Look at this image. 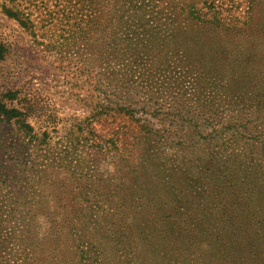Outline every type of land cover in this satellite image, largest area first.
Here are the masks:
<instances>
[{
  "label": "rangeland",
  "instance_id": "374dc122",
  "mask_svg": "<svg viewBox=\"0 0 264 264\" xmlns=\"http://www.w3.org/2000/svg\"><path fill=\"white\" fill-rule=\"evenodd\" d=\"M32 2L0 7V264H264V0Z\"/></svg>",
  "mask_w": 264,
  "mask_h": 264
},
{
  "label": "trees",
  "instance_id": "16d2710c",
  "mask_svg": "<svg viewBox=\"0 0 264 264\" xmlns=\"http://www.w3.org/2000/svg\"><path fill=\"white\" fill-rule=\"evenodd\" d=\"M32 1L33 0H5V1H2L0 3V7H1V9L5 15H7L8 17L19 22V24L22 27L32 28V27L36 26L35 25V19L32 17V13H29L28 11H25L22 8V4L24 2L29 3V5H32L33 4ZM85 2H87V0H85ZM143 2H145V0H142V1L121 0V5L125 6V7L131 6V8H134V7L142 6ZM87 3L89 4L88 5V10H89L88 16H90L94 12L95 0H88ZM203 3L208 4L209 0H203ZM179 5L181 7V11H184L186 9L185 11L188 12V17L191 18L192 20H197L200 22L204 21V17L201 15V13H200L199 9H197L196 5H194V6L191 5L189 7H185L181 1L179 2ZM118 6H119V0H118ZM170 8H171V5H170ZM171 10H172V8H171ZM173 10H174V8H173ZM178 24L179 23H177L175 26H171L168 23H165V26L157 24L158 27H156V28L161 29L163 37H167V36L171 37L172 34L174 33L175 29L177 28ZM124 34H129V33H124ZM0 114L4 115L8 119H12V118H17V116H20L21 112L15 108L6 107V105L3 103V101L1 100V97H0ZM27 130L30 131L29 126H27ZM1 209L2 208H0V210ZM11 211H12V209H9L7 211V213H5L3 216H1V218L2 217L3 218L10 217ZM19 225L20 224L18 223L17 226H19Z\"/></svg>",
  "mask_w": 264,
  "mask_h": 264
}]
</instances>
